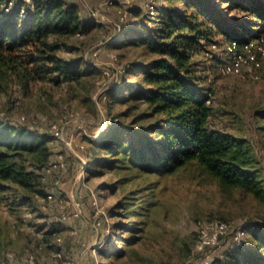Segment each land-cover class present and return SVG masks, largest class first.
<instances>
[{
	"label": "rangeland",
	"instance_id": "obj_1",
	"mask_svg": "<svg viewBox=\"0 0 264 264\" xmlns=\"http://www.w3.org/2000/svg\"><path fill=\"white\" fill-rule=\"evenodd\" d=\"M73 1L87 15L94 8L100 12L96 18L100 22L82 36L67 38L59 51L66 58L79 59L78 79L27 76L22 69L0 73V115L48 133L50 152L44 167L49 193L36 198L37 208L26 203L14 185L0 189V264H30L29 253L41 264H67L64 259L55 261L57 249L78 264H196L202 257L193 252L200 220L223 219L234 227L248 221L264 226V55L259 78H254L247 70L221 71L230 55L219 33L214 35L216 47L202 41L192 54L196 74L211 99L207 103L214 108L211 122L245 141L251 165L259 174L256 189L225 187L196 160L155 172L127 161L93 173L87 156L89 139L104 124L117 118L140 126L148 120L145 103L122 100L113 88L121 76L128 83L137 82L141 74L134 63H147L155 55L132 39H117L114 25L121 16L126 24L154 23L144 7L149 0ZM220 7L226 16L251 20L247 12L231 9L227 2ZM250 28L257 30L255 25ZM253 36L261 38L264 32ZM129 64L132 68L127 71ZM37 151L27 152L29 167L31 155L39 157ZM97 220L102 224L96 228ZM57 237L62 238L60 245ZM252 238L246 231L244 239ZM220 247L207 255L213 257Z\"/></svg>",
	"mask_w": 264,
	"mask_h": 264
},
{
	"label": "trees",
	"instance_id": "obj_2",
	"mask_svg": "<svg viewBox=\"0 0 264 264\" xmlns=\"http://www.w3.org/2000/svg\"><path fill=\"white\" fill-rule=\"evenodd\" d=\"M8 1L0 0V73L22 69L27 76L55 74L62 79H78L79 59L66 58L59 51L67 45V38L85 33L100 21L84 17L77 1L17 0L6 10ZM176 1L166 5L162 0H149L145 4L154 26L145 21L114 25L119 31L117 39H132L155 55L147 63H134L141 74L137 82L128 83L121 76L113 88L122 100L145 103L148 110L144 117L148 120L140 126L136 121L126 124L117 118L104 124L103 130L89 139L91 169L98 173L100 167L115 168L129 161L155 172L196 160L225 187L256 189L259 174L251 165L252 155L245 141L211 122L214 108L206 101L208 91L196 74L192 54L202 41L217 44L215 33L221 34L225 43H242L255 32H264V0ZM223 2L231 9L247 12L251 20L226 16L220 7ZM23 6L25 15L21 14ZM131 68L129 64L126 70ZM48 141V133L0 115V189L14 185L22 199L36 208V198H46L49 193L44 180ZM32 151L39 157L32 154L29 167L27 152ZM243 228L251 232L252 240L236 244L230 235L223 237L217 244L220 251L209 264H264V226L248 221Z\"/></svg>",
	"mask_w": 264,
	"mask_h": 264
},
{
	"label": "built area",
	"instance_id": "obj_3",
	"mask_svg": "<svg viewBox=\"0 0 264 264\" xmlns=\"http://www.w3.org/2000/svg\"><path fill=\"white\" fill-rule=\"evenodd\" d=\"M16 1L17 0H9L7 4L4 5L5 9L10 10ZM23 1L31 2V0ZM115 1L119 0H106V4H113ZM150 9L151 12L154 13L153 5L150 6ZM21 14H26L24 6L21 7ZM99 15L100 12L98 9L94 8L91 10V16L93 18H98ZM124 21V16H121L116 24H120ZM82 35V33H78V36ZM213 46L216 47L217 44L213 43ZM225 50L230 55V59L223 62L220 66V69L224 74H240L247 70L251 72L254 78H259L258 70L262 65L261 55H264V36L261 38H251L248 41L242 43L237 40L228 41L225 43ZM210 101V97H207V102ZM55 136L59 139L62 138L61 134L58 132L55 133ZM50 197H52V194H49V198ZM93 203L95 206L99 207L97 200H94ZM101 212H103V210ZM79 214V210L74 213L75 216H78ZM101 224V221L97 220L94 226L97 228ZM245 232L246 230L243 227H234L230 222L223 219L200 220L197 226V235L193 252L202 257L196 264H209L212 260V257L207 255L208 250L217 245L225 236L230 235L233 242L236 244H241L244 240ZM55 241L58 245H60L62 243V238L57 237ZM53 256L55 261L64 259L67 264H78L74 258L65 256L62 249H57ZM26 260L29 261L30 264H41L33 253H29Z\"/></svg>",
	"mask_w": 264,
	"mask_h": 264
},
{
	"label": "crops",
	"instance_id": "obj_4",
	"mask_svg": "<svg viewBox=\"0 0 264 264\" xmlns=\"http://www.w3.org/2000/svg\"><path fill=\"white\" fill-rule=\"evenodd\" d=\"M69 1H73V0H69ZM83 16L88 18V17H90V14L87 15L85 12H83Z\"/></svg>",
	"mask_w": 264,
	"mask_h": 264
}]
</instances>
